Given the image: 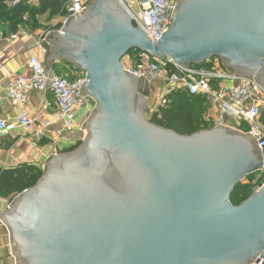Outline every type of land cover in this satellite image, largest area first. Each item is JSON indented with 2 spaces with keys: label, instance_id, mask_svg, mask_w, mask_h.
I'll list each match as a JSON object with an SVG mask.
<instances>
[{
  "label": "water",
  "instance_id": "1",
  "mask_svg": "<svg viewBox=\"0 0 264 264\" xmlns=\"http://www.w3.org/2000/svg\"><path fill=\"white\" fill-rule=\"evenodd\" d=\"M122 2L93 0L46 35L49 58L85 73L95 106L82 142L53 155L0 213L18 264H255L264 182L238 205L230 196L262 169L258 142L224 124L184 135L152 123L149 93L122 59L133 50L184 66L218 58L264 86V0H178L157 43Z\"/></svg>",
  "mask_w": 264,
  "mask_h": 264
},
{
  "label": "built area",
  "instance_id": "2",
  "mask_svg": "<svg viewBox=\"0 0 264 264\" xmlns=\"http://www.w3.org/2000/svg\"><path fill=\"white\" fill-rule=\"evenodd\" d=\"M93 0H71L67 5L63 18L66 26L76 14L86 8ZM123 3L122 0H116ZM178 0H130L126 8L130 13L133 24L145 32L149 40L157 43L164 32L172 25V16ZM20 0H10L11 6H16ZM122 63L124 68L139 77L140 81H159L163 86V102L171 91H185L189 96H202L206 103L217 107L218 115L211 116V125L224 124L235 127L243 133L250 134L258 142L264 157V86L255 85V79L248 76H236L228 70L199 65L184 66L173 58L149 55L140 50H133L126 55ZM236 76V78H235ZM85 73L74 71L67 75L55 74L50 76L38 56L28 59L26 72L17 75L6 86V98L14 106H26L29 95L33 91H51L57 107L56 114L37 124V118L30 112L23 111L13 121L0 119V136H8L18 130L21 136L29 134L38 139L48 135L50 127L62 122L59 134L74 129L84 130V123L76 120L77 109L88 108L92 99L84 89ZM166 86V87H165ZM161 104V103H159ZM92 106V105H91ZM90 111V110H89ZM151 113L153 109L149 110ZM209 118V117H208ZM207 119V118H206ZM236 123L231 124L229 121ZM242 123L247 128L243 129ZM258 173L262 181L254 185V190L264 182V164ZM255 264H264L260 258Z\"/></svg>",
  "mask_w": 264,
  "mask_h": 264
},
{
  "label": "crops",
  "instance_id": "3",
  "mask_svg": "<svg viewBox=\"0 0 264 264\" xmlns=\"http://www.w3.org/2000/svg\"><path fill=\"white\" fill-rule=\"evenodd\" d=\"M70 1L20 0L28 7V12L22 15V21L14 29L10 26H0V119L13 121L23 111H28L37 118L36 127L41 122L51 119L57 112L55 98L51 91L31 92L26 106H14L6 98L7 84L17 75L26 72L28 59L31 56H38L50 76L62 74L70 77L74 71H82L64 58H49L52 54V44L46 35L63 29L62 22ZM207 63H212L221 70H227L216 59H210ZM149 83H152L149 84L152 95L148 92L151 102L152 96L156 98L159 94L161 95L163 86L159 81ZM193 97L199 99L202 96ZM203 106L205 107L202 115L203 125L209 127L213 123L211 116L216 117L218 109L209 103H204ZM92 109L91 105L88 108L77 109V122L85 123ZM61 127L62 122L55 123L43 139H38L32 134L21 136L18 130L8 136H0V171H14L16 175L24 173V182L38 181L46 163L53 155L75 149L86 136L85 129H74L59 134L58 130ZM17 194L19 193L13 192L6 197L0 195V213L8 208L10 200ZM0 264H18L9 230L1 220Z\"/></svg>",
  "mask_w": 264,
  "mask_h": 264
},
{
  "label": "trees",
  "instance_id": "4",
  "mask_svg": "<svg viewBox=\"0 0 264 264\" xmlns=\"http://www.w3.org/2000/svg\"><path fill=\"white\" fill-rule=\"evenodd\" d=\"M9 1L0 0V26H10L11 29H14L22 21V15L28 12V7L21 2L16 6H11ZM213 59L220 61L218 58H211V60ZM199 66L212 67L213 65L206 61ZM200 98L202 97H199V99L191 97L185 91L173 90L167 94L164 104L149 113V119L152 123L173 129L184 135L207 129L209 127L204 126L202 120L205 109L203 104L206 101L204 98L201 100ZM252 176L250 175L247 178ZM23 177H25L24 173L16 175L14 171H0V195L6 197L13 192L20 193L32 187L37 181L24 182ZM252 192L248 183L243 184L240 182L235 187L230 200L233 204L238 205L247 199Z\"/></svg>",
  "mask_w": 264,
  "mask_h": 264
},
{
  "label": "rangeland",
  "instance_id": "5",
  "mask_svg": "<svg viewBox=\"0 0 264 264\" xmlns=\"http://www.w3.org/2000/svg\"><path fill=\"white\" fill-rule=\"evenodd\" d=\"M128 58L126 57V55L123 57V61H126ZM149 84H152V83H149V82H146V81H140V88H141V90H143V91H146V92H151V95H152V90L150 89V87H149ZM151 86V85H150ZM153 86H154V84H153ZM152 86V88L154 89V87ZM160 93H161V95L159 94V96L158 97H154V96H152L151 97V102H150V109L149 110H151V109H153V110H156V109H158V107L160 106V105H162V104H164L165 102H163V99H161V97L163 98V96L165 95V94H163V92L162 91H160ZM161 96V97H160ZM159 103H161V104H159ZM91 105H92V107H94L95 106V102L92 100L91 101ZM93 110V109H92ZM150 112V111H149ZM149 112H148V116H149ZM231 124H233V125H235V124H238V123H236L234 120H231V121H229ZM238 125H240L241 126V123L240 124H238ZM214 125H210L209 127L210 128H212ZM242 128L243 129H246L247 128V126H246V124L245 123H242ZM231 128H234L235 129V127L233 126V127H231ZM262 181V177L261 178H258V173H254L253 174V176L250 178H246V179H244L243 181H242V183L243 184H249V187L251 188V191H253L254 190V185H257V184H259L260 182Z\"/></svg>",
  "mask_w": 264,
  "mask_h": 264
}]
</instances>
